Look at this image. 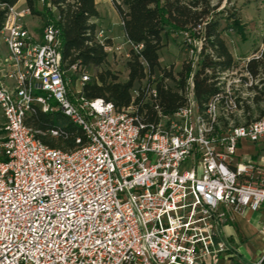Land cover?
Masks as SVG:
<instances>
[{
	"label": "built area",
	"instance_id": "2783aa9c",
	"mask_svg": "<svg viewBox=\"0 0 264 264\" xmlns=\"http://www.w3.org/2000/svg\"><path fill=\"white\" fill-rule=\"evenodd\" d=\"M30 15L14 5L0 28V264H219L227 214L264 210V165L237 162L239 142L264 144V116L240 123L257 84L246 64L206 68L214 93L199 103L202 41L187 38L184 106L147 112L156 92L142 83L117 112L84 96L89 77L65 68L59 29H29ZM126 44L128 60L141 47ZM37 110L60 113L84 143L42 144L26 123Z\"/></svg>",
	"mask_w": 264,
	"mask_h": 264
},
{
	"label": "trees",
	"instance_id": "16d2710c",
	"mask_svg": "<svg viewBox=\"0 0 264 264\" xmlns=\"http://www.w3.org/2000/svg\"><path fill=\"white\" fill-rule=\"evenodd\" d=\"M19 0H0V28L8 8L18 4ZM44 13L36 9V0H25L26 8L32 16L40 17L46 23L54 24L60 31L62 41V60L65 68L75 66L80 73L93 72V76L83 86V94L89 100L101 99L114 106L115 111L126 109L133 102L132 92L140 91L142 83L146 88H154L156 98L147 103L145 109L150 112L158 107L162 115H172L184 106L185 81L190 73L189 65L184 61L179 72L162 67L159 52L163 49V39L168 33H179L193 41H202V62L200 69L193 75L194 92L197 101L203 102L214 93V88L204 76V70H227L238 67L226 44L224 35L242 36L244 26L236 10L229 8L230 0H110L116 13L125 40L133 47H141L137 52L130 50L125 62L126 81L120 82L118 74L108 65L105 47L111 46L106 39L101 45L96 37L98 27L93 23L99 18L95 0H42ZM224 3V7L222 4ZM55 11L53 18L51 12ZM247 73L254 82L264 76V50L257 59L246 63ZM255 94L250 100L259 110L264 90L258 84L248 89ZM244 124L251 122L253 110L248 104L241 106ZM247 115V116H246ZM264 111L259 110V117ZM256 118V119H257ZM33 129L36 139L45 146L65 153L74 151L79 145L77 139L84 138L81 131L73 126L60 113L43 114L36 111L27 121ZM57 129L58 136L52 137L49 131Z\"/></svg>",
	"mask_w": 264,
	"mask_h": 264
},
{
	"label": "rangeland",
	"instance_id": "374dc122",
	"mask_svg": "<svg viewBox=\"0 0 264 264\" xmlns=\"http://www.w3.org/2000/svg\"><path fill=\"white\" fill-rule=\"evenodd\" d=\"M22 1V0H21ZM100 19L97 22L101 31L103 40L106 38L110 40L111 45L115 48H121V55L108 54L107 60L109 69L118 74L120 82H125L127 73L125 71L126 59L123 55L128 46L121 30L120 21L111 7L110 0H99L98 4ZM26 5H18L17 8H24ZM224 7V3L222 7ZM232 10H236L238 16L243 24L244 34L238 36L235 34H228L223 36L228 51L230 52L233 61L239 66L246 64V61L257 59L262 50H264V0H230L228 6ZM36 9L40 13H44V6L40 0H36ZM2 10V8H0ZM52 17H56L55 11L51 12ZM25 22L29 29L41 27L45 22L40 17L30 15ZM187 36L179 33H168L163 39V49L159 52V61L162 67L172 68V72L176 74L182 68L184 61L187 59L188 47L185 45ZM189 44V43H188ZM3 48L0 46V53H3ZM87 76L91 78L93 72H86ZM259 81H263L262 85L259 82V90H264V76ZM42 95V94H41ZM255 96V94H253ZM262 99L259 110L264 111V95H259ZM248 106L253 110L250 113L252 119L259 116V110L252 104ZM247 116V115H246ZM245 119L240 120L244 123Z\"/></svg>",
	"mask_w": 264,
	"mask_h": 264
},
{
	"label": "crops",
	"instance_id": "0c3cea01",
	"mask_svg": "<svg viewBox=\"0 0 264 264\" xmlns=\"http://www.w3.org/2000/svg\"><path fill=\"white\" fill-rule=\"evenodd\" d=\"M25 5V0H19L18 5ZM98 14L99 0H95ZM100 19L94 20L97 25ZM237 162L264 165V144H253L241 141L237 146ZM264 210L260 212H245L244 214H227L226 223L221 228V239L229 247L226 256L219 264H254L264 251V238L261 234Z\"/></svg>",
	"mask_w": 264,
	"mask_h": 264
}]
</instances>
